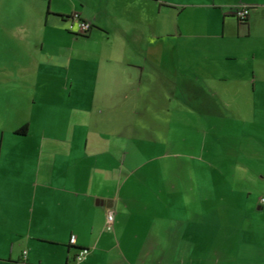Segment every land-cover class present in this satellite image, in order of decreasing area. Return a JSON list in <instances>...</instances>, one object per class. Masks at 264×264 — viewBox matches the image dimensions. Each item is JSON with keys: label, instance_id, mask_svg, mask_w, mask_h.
<instances>
[{"label": "crops", "instance_id": "obj_1", "mask_svg": "<svg viewBox=\"0 0 264 264\" xmlns=\"http://www.w3.org/2000/svg\"><path fill=\"white\" fill-rule=\"evenodd\" d=\"M0 4V264H264V0Z\"/></svg>", "mask_w": 264, "mask_h": 264}, {"label": "built area", "instance_id": "obj_2", "mask_svg": "<svg viewBox=\"0 0 264 264\" xmlns=\"http://www.w3.org/2000/svg\"><path fill=\"white\" fill-rule=\"evenodd\" d=\"M250 9H251V6L248 4H238V5L231 8V12L238 19L245 20L246 18H248L249 14H250ZM71 19L76 21L77 27H78V33L81 35H86L92 28V25L90 22L81 20L78 17H76V18L71 17ZM258 203H259V205L264 206V196L259 197ZM113 225H114V214H113V212H108V214L106 216L105 229L107 231H111V230H113ZM85 253H86V251L82 250L77 254L76 259L78 262H80L84 259Z\"/></svg>", "mask_w": 264, "mask_h": 264}, {"label": "trees", "instance_id": "obj_3", "mask_svg": "<svg viewBox=\"0 0 264 264\" xmlns=\"http://www.w3.org/2000/svg\"><path fill=\"white\" fill-rule=\"evenodd\" d=\"M230 13H232L231 12V9H230ZM233 14V13H232ZM68 18H71V17H68ZM247 19L248 18H246L245 20H240V19H238V21L240 22V23H247ZM81 35V34H80ZM83 36H85V35H83ZM80 250H82V249H80Z\"/></svg>", "mask_w": 264, "mask_h": 264}, {"label": "rangeland", "instance_id": "obj_4", "mask_svg": "<svg viewBox=\"0 0 264 264\" xmlns=\"http://www.w3.org/2000/svg\"><path fill=\"white\" fill-rule=\"evenodd\" d=\"M0 5H1V4H0ZM89 32H90V31H89ZM89 32H88V33H89ZM183 150H184V149H183ZM181 152H182V150H181Z\"/></svg>", "mask_w": 264, "mask_h": 264}]
</instances>
